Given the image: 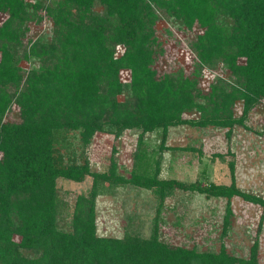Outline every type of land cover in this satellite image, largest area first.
<instances>
[{
    "label": "trees",
    "instance_id": "16d2710c",
    "mask_svg": "<svg viewBox=\"0 0 264 264\" xmlns=\"http://www.w3.org/2000/svg\"><path fill=\"white\" fill-rule=\"evenodd\" d=\"M158 11L192 35L188 70L156 69ZM42 17L50 37L25 38L28 22ZM0 18V264H257L255 244L241 258L222 242L198 250L161 238L159 208L175 188L226 199L220 237L229 226L230 197L264 202L232 180L161 178L160 155L153 154L163 151L169 127L210 125L228 133L264 101V0H0ZM218 65L226 74L202 89V71ZM192 110L198 116L185 117ZM103 129L114 137L135 131L129 176L116 174L112 157L104 170L90 169L86 151ZM151 132L160 142L148 153L139 146ZM228 167L232 175L230 160ZM85 176L89 188L69 206L58 180ZM126 184L156 197L149 234L98 235L96 196Z\"/></svg>",
    "mask_w": 264,
    "mask_h": 264
},
{
    "label": "rangeland",
    "instance_id": "374dc122",
    "mask_svg": "<svg viewBox=\"0 0 264 264\" xmlns=\"http://www.w3.org/2000/svg\"><path fill=\"white\" fill-rule=\"evenodd\" d=\"M94 10L102 11L100 6ZM157 14L159 18L154 28L162 52L156 57V69L161 72H171L178 67L188 70L192 35L174 27L172 20L162 11ZM27 26L25 38L38 34H44L45 39L50 37V21L45 17L40 22H28ZM120 49L121 46H117L116 55ZM19 65L25 69L28 62L21 60ZM217 74H226L221 65L203 70L200 87L207 88V83L214 80ZM120 79L122 82L128 80L126 70L120 71ZM240 107L241 101H237L235 116L239 114ZM11 110L14 114L16 106ZM197 116L195 110L185 114L187 118ZM226 130L210 125L169 127L163 151L153 154L154 158L160 155L158 176L175 178L185 183L199 180L201 185L208 181L228 185L232 180L237 188L264 202V101L249 111L244 125H235L228 133ZM143 139L139 148L146 149L148 153L158 150V132L146 133ZM135 150V131L124 130L114 137L103 129L93 135L86 156L93 171L104 170L109 158H114L116 174L127 177L133 167ZM215 153L223 157L212 156ZM229 160L234 164L232 175L228 167ZM90 181V176H85L79 182L59 179V195L71 206L77 194L87 191ZM225 202V198L205 197L195 191L175 188L159 208L161 238L174 245L193 246L198 250H217L222 242L229 254L241 258H247L251 245L255 244L256 263L264 264V207L241 196L230 197L229 226L225 235L220 237ZM157 206L156 197L150 190L130 184L108 188L95 198L96 233L120 237L128 231L147 236Z\"/></svg>",
    "mask_w": 264,
    "mask_h": 264
}]
</instances>
